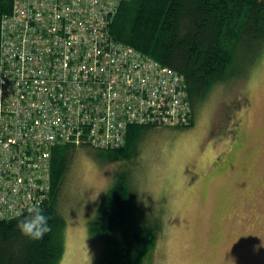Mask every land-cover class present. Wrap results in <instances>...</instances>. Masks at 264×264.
Wrapping results in <instances>:
<instances>
[{
  "label": "built area",
  "instance_id": "2783aa9c",
  "mask_svg": "<svg viewBox=\"0 0 264 264\" xmlns=\"http://www.w3.org/2000/svg\"><path fill=\"white\" fill-rule=\"evenodd\" d=\"M121 0H14L0 20V218L42 205L51 149L125 145L128 126L188 124L184 78L113 38Z\"/></svg>",
  "mask_w": 264,
  "mask_h": 264
},
{
  "label": "rangeland",
  "instance_id": "374dc122",
  "mask_svg": "<svg viewBox=\"0 0 264 264\" xmlns=\"http://www.w3.org/2000/svg\"><path fill=\"white\" fill-rule=\"evenodd\" d=\"M80 151L59 200L61 264L102 261L105 242L89 223L121 176L163 222L146 264H264V53L245 77L213 89L192 127L155 131L127 159Z\"/></svg>",
  "mask_w": 264,
  "mask_h": 264
},
{
  "label": "trees",
  "instance_id": "16d2710c",
  "mask_svg": "<svg viewBox=\"0 0 264 264\" xmlns=\"http://www.w3.org/2000/svg\"><path fill=\"white\" fill-rule=\"evenodd\" d=\"M13 5L14 0H0V20L13 12ZM110 33L184 78L191 120L173 126L130 125L120 148L53 146L49 197L40 205L51 217L52 230L32 242L16 226L28 208L19 217L0 218V264H61L66 219L59 200L77 153L87 150L100 161L127 159L155 131L192 127L195 113L215 87L245 77L261 59L264 0H121ZM162 229V220L147 214L137 186L124 176L109 189L98 216L89 223L90 235L105 242L99 264H146Z\"/></svg>",
  "mask_w": 264,
  "mask_h": 264
},
{
  "label": "clouds",
  "instance_id": "9594fccd",
  "mask_svg": "<svg viewBox=\"0 0 264 264\" xmlns=\"http://www.w3.org/2000/svg\"><path fill=\"white\" fill-rule=\"evenodd\" d=\"M28 214L17 220V228L21 234L32 242L41 241L52 230L49 220L51 217L44 214V210L39 205L30 206ZM13 215L19 217L20 214L13 210Z\"/></svg>",
  "mask_w": 264,
  "mask_h": 264
}]
</instances>
